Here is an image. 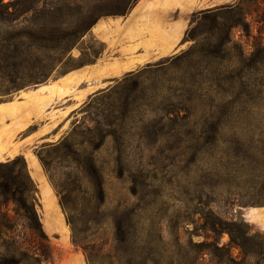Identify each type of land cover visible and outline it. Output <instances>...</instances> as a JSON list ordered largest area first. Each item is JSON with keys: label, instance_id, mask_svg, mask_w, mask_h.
Listing matches in <instances>:
<instances>
[{"label": "rangeland", "instance_id": "374dc122", "mask_svg": "<svg viewBox=\"0 0 264 264\" xmlns=\"http://www.w3.org/2000/svg\"><path fill=\"white\" fill-rule=\"evenodd\" d=\"M62 3L30 18L35 30L43 23L53 30L48 41L21 38V58L1 64L0 105L93 63L103 45L88 36L91 27L129 8L117 0ZM215 14L191 18L169 62L70 89L62 138L45 133V120L21 129L18 110L0 112V163L22 157L39 218L50 208L44 186L64 216L68 244L48 237L46 264H224L211 245L222 248L229 238L213 235V219L242 220L264 236L253 215L264 210V0H238L219 20ZM58 26L62 56L49 52ZM22 28L3 27V45ZM43 66L52 67L43 83L7 92L11 69L28 81ZM27 161L37 162L40 178ZM231 254L240 261L237 250Z\"/></svg>", "mask_w": 264, "mask_h": 264}, {"label": "crops", "instance_id": "0c3cea01", "mask_svg": "<svg viewBox=\"0 0 264 264\" xmlns=\"http://www.w3.org/2000/svg\"><path fill=\"white\" fill-rule=\"evenodd\" d=\"M237 1L137 0L124 15L104 17L93 24L88 36L103 45V50L93 63L48 84L21 92L20 101L1 104L0 112L18 110L16 118L23 126L21 129L25 128L28 121L45 120V133L54 130L62 138L69 113L73 112V109L68 110L65 106L71 98L70 89L82 82L112 80L169 62L181 47L192 17L231 8ZM80 55L79 51L75 54L76 57ZM50 142L56 143L57 140ZM27 164L30 173L40 178L37 162L27 161ZM42 191L50 206L46 216L40 218L43 230L49 238L57 235L59 244L66 245L67 227L56 197L48 187H42ZM253 215L264 229V210Z\"/></svg>", "mask_w": 264, "mask_h": 264}, {"label": "trees", "instance_id": "16d2710c", "mask_svg": "<svg viewBox=\"0 0 264 264\" xmlns=\"http://www.w3.org/2000/svg\"><path fill=\"white\" fill-rule=\"evenodd\" d=\"M117 1H125L130 8L137 0ZM62 5H64L62 0H8L7 2L0 0V31L3 30V27L14 30L18 29L19 25L23 26L22 30L11 32V34L13 33L12 43L3 45L6 40L0 38V66L8 61L17 62L23 55L17 51L15 43L17 40L21 38L32 40L36 36V39L39 37L40 42L48 41V36L51 35L53 30H49L45 23L38 30H35L32 26L33 21L30 18L38 15L42 16L43 19V16L51 8L62 7ZM233 7L222 8L203 15L217 13L213 18L216 21L221 18L219 12ZM55 31L59 33L56 40L57 45L49 52L62 56L65 51L62 47L65 37L62 36L63 32L60 26ZM3 33L5 34V32ZM8 41L9 39H7ZM9 46L14 47V51L8 53ZM38 68L34 66L26 70L35 71ZM51 71L52 67L45 69L43 66L38 71L41 73L38 75L39 77H30L28 81H24L19 77L21 72L18 71L17 67H14L5 77L8 83L11 84L7 92L16 91L21 85L43 83ZM0 79L5 80L4 77H0ZM17 82L21 83L18 84ZM17 163L20 164V169L16 171ZM26 166V162L22 157L11 162L0 163V259H10L14 264H46L52 258L49 240L36 210V188ZM209 230L214 236L224 233L228 235V244L222 248L216 247V244L211 245L215 250L222 251L225 254L224 264L264 263V236L260 237V234L254 233L252 227L247 223L242 220L239 222H226L213 219L210 220ZM231 249L239 252L241 258L239 262L236 263L232 258Z\"/></svg>", "mask_w": 264, "mask_h": 264}]
</instances>
